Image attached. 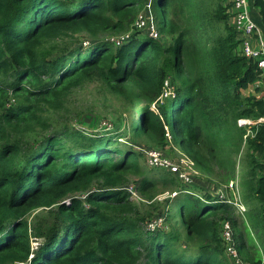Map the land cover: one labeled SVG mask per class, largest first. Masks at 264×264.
Here are the masks:
<instances>
[{
  "label": "trees",
  "instance_id": "16d2710c",
  "mask_svg": "<svg viewBox=\"0 0 264 264\" xmlns=\"http://www.w3.org/2000/svg\"><path fill=\"white\" fill-rule=\"evenodd\" d=\"M147 2L0 0V264H231L225 221L240 257L264 264V73L242 54L229 0H153L160 39L139 44ZM249 3L264 36V0ZM128 34L121 45L104 40ZM92 82L131 108L135 140L165 147L170 135L204 173L238 178L247 212L179 191L166 213L175 232L150 230L125 187L139 180L151 201L178 178L143 166L126 132L55 125ZM43 208L48 218L29 220Z\"/></svg>",
  "mask_w": 264,
  "mask_h": 264
},
{
  "label": "rangeland",
  "instance_id": "374dc122",
  "mask_svg": "<svg viewBox=\"0 0 264 264\" xmlns=\"http://www.w3.org/2000/svg\"><path fill=\"white\" fill-rule=\"evenodd\" d=\"M147 1L145 10L141 13V18L135 23V29L137 32H141V35L138 37L139 44H141L146 38L152 37L155 33H157L156 26L154 23L150 22L151 18L148 14L153 0ZM157 1L158 0H154L155 3ZM129 34L124 37H106L104 40L117 45L118 42L124 43V41L130 40L131 37ZM81 39L83 46L87 45L88 47H91L92 42L88 38L82 36ZM251 43L253 46L256 45L260 48L257 44V40L251 39ZM76 47H79V45ZM166 87L167 93L165 100H170L174 97L171 79H168V82H166ZM263 88L264 86H262V89ZM254 91L255 86H251L248 91L244 92V94L248 95L254 93ZM125 103L126 102L122 98H119L115 94L104 89L100 82H92L73 92L67 103V110H63L56 115L55 125L61 127L64 124H69L74 129H79V132L82 131L87 133V135L91 134L92 137L107 136L113 134L116 129L119 130V133L126 132L128 135V137H126V141L131 144L136 151L141 152L142 158L140 162L143 166L150 168L152 171H156L157 174L168 173L178 178L180 184L176 188L177 190L162 192L160 191V188L157 192L162 193L160 195H156L151 201L145 197H140L138 190L135 189L139 180L133 179L125 187L129 192H132V199L138 205L142 213L149 217L147 222L150 224V230H162L167 233L175 232L173 228L174 222H166V213L169 210L170 203L173 202V199L176 197L174 196V193L180 194L181 192L179 191L188 194L192 192H199L200 194L198 195L202 198H206V196L210 195L215 199L223 201L229 199L234 200V196H240L241 198L242 188L239 184L238 178L231 180L234 181L235 184L238 183V186L236 185L238 190L233 192L228 189L227 183L224 182L218 173L214 172L212 174H206L201 169L195 167V162H191L189 157L183 155L184 152L182 153V151L176 147L175 143L171 142L170 138L169 144L165 147H155L149 142L146 143V141L135 140L131 132L128 130L132 110ZM134 119L135 121H138V119ZM117 134L118 133L115 132L112 137L117 136ZM151 151L159 152L162 158L170 161L173 166H178L180 167V170H185V176L181 178L177 172H174L169 168H162L154 165L149 158V152ZM263 159L264 158H262V161ZM239 163L237 164V168L241 171V163ZM159 209L162 210L159 211ZM48 211L49 210L45 208L39 209L30 216L29 220L35 221L36 218L41 219V214ZM237 211V215H241ZM48 216V213H44L43 219L48 218ZM227 222L228 221H225L224 224ZM232 230L236 241V231L234 229ZM38 244L39 240L33 238L32 247L36 248ZM184 245H187V243H184Z\"/></svg>",
  "mask_w": 264,
  "mask_h": 264
},
{
  "label": "built area",
  "instance_id": "2783aa9c",
  "mask_svg": "<svg viewBox=\"0 0 264 264\" xmlns=\"http://www.w3.org/2000/svg\"><path fill=\"white\" fill-rule=\"evenodd\" d=\"M229 3H231L230 12L233 15L231 19V24L235 27V29H237L240 40L242 41V46H241L242 54L249 59L253 58L258 60L259 68L262 69L264 73V36L260 26L258 25V23L256 22V20L252 15L249 0H229ZM148 14L149 17L151 18L150 22L154 23V17L152 15V5ZM152 37H155L157 39L159 38L157 33H155L154 36ZM251 39L257 40V44L259 45L260 48H258V46L256 45L253 46L251 43ZM121 44H122L121 42L117 43V45H121ZM254 124L256 123L248 119L239 120V125L246 126V125H254ZM149 158L154 165L160 166L162 168H169L170 170L177 172L181 178L185 176V172H184L185 170H180V167L173 166V164L170 161L163 159L159 152L157 151L149 152ZM191 162L193 161L191 160ZM236 185L238 186V183L235 184L234 181H231L228 184V189L235 192V190L236 191L238 190ZM130 193L132 194L131 191ZM175 195L176 193H174V196ZM234 197H235L234 200L231 199L226 201L221 200V202L225 204H233L237 208V210H239L238 212L240 214L246 213L247 208L246 206L243 205L240 196L238 197L234 196ZM231 229H232L231 225L227 224L226 230L222 231L221 233V235H223V237H225V239L228 241V245L226 248L227 257L234 264H249V263H245L241 259L240 254L236 248V245L232 241Z\"/></svg>",
  "mask_w": 264,
  "mask_h": 264
},
{
  "label": "bare ground",
  "instance_id": "6f19581e",
  "mask_svg": "<svg viewBox=\"0 0 264 264\" xmlns=\"http://www.w3.org/2000/svg\"><path fill=\"white\" fill-rule=\"evenodd\" d=\"M244 205V204H243ZM227 224H229L228 222L226 223V224H224V230H226V225ZM231 231H232V241L235 243V245H238L237 244V242L235 241V235H234V233H233V230L231 229ZM223 237V236H222ZM224 238V240L226 241V243H227V245H228V241L225 239V237H223ZM226 248H227V246H226ZM242 260H243V258H241ZM232 264H234L233 262H232Z\"/></svg>",
  "mask_w": 264,
  "mask_h": 264
},
{
  "label": "clouds",
  "instance_id": "9594fccd",
  "mask_svg": "<svg viewBox=\"0 0 264 264\" xmlns=\"http://www.w3.org/2000/svg\"><path fill=\"white\" fill-rule=\"evenodd\" d=\"M159 39H160V37H159ZM85 47H87V45L85 46ZM264 120V119H263ZM168 135H169V133H168ZM169 138H170V140H171V137H170V135H169ZM177 194V193H176ZM176 196V195H175ZM242 197V196H241ZM243 202V201H242ZM236 208V207H235ZM247 208V207H246ZM236 211H237V209H236ZM238 212V211H237ZM232 227V226H231ZM233 229V228H232ZM221 233H222V231H221ZM236 248H237V250H238V245H236ZM238 252H239V250H238ZM239 254H240V252H239ZM227 255V254H226ZM241 255V254H240ZM229 259V258H228ZM230 260V259H229ZM244 261V260H243ZM245 262V261H244ZM246 263V262H245Z\"/></svg>",
  "mask_w": 264,
  "mask_h": 264
},
{
  "label": "crops",
  "instance_id": "0c3cea01",
  "mask_svg": "<svg viewBox=\"0 0 264 264\" xmlns=\"http://www.w3.org/2000/svg\"><path fill=\"white\" fill-rule=\"evenodd\" d=\"M251 12H252L253 17H254V16H257V12L254 11V9H251ZM254 18H255V17H254ZM255 19H256V18H255Z\"/></svg>",
  "mask_w": 264,
  "mask_h": 264
}]
</instances>
